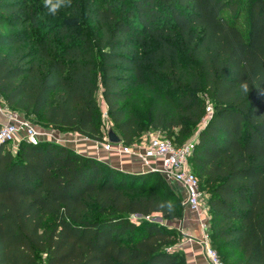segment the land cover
<instances>
[{
    "label": "trees",
    "instance_id": "obj_1",
    "mask_svg": "<svg viewBox=\"0 0 264 264\" xmlns=\"http://www.w3.org/2000/svg\"><path fill=\"white\" fill-rule=\"evenodd\" d=\"M43 4L0 0L6 107L102 142L100 95L122 145L151 131L192 141L211 248L264 264V0H104L84 9L91 33L44 26ZM181 216L160 174L52 142L0 146V264H186L167 225Z\"/></svg>",
    "mask_w": 264,
    "mask_h": 264
},
{
    "label": "built area",
    "instance_id": "obj_2",
    "mask_svg": "<svg viewBox=\"0 0 264 264\" xmlns=\"http://www.w3.org/2000/svg\"><path fill=\"white\" fill-rule=\"evenodd\" d=\"M103 118H107L106 107L102 105ZM2 109L0 106V113ZM212 113L210 104L206 108V120ZM6 121L0 125V146L13 144L16 147L21 142L37 145L42 142H50L51 134H43L28 121L24 120L17 112L5 113ZM193 149V142L190 141L182 146H176L171 140L162 136L160 132L154 135L143 137L133 146H124L121 143L111 144L105 138L95 149L93 159L103 163H109L112 154L122 158L129 157L132 161L149 168L150 172L160 174L166 182L173 181L179 184L186 192L184 206L192 213L202 231V238L198 245L202 250L206 264H224L217 253L211 248L208 237L209 215L207 208L203 205V197L200 193L198 181L195 178L189 158ZM138 216H132L137 221ZM188 242H192L187 238Z\"/></svg>",
    "mask_w": 264,
    "mask_h": 264
},
{
    "label": "crops",
    "instance_id": "obj_3",
    "mask_svg": "<svg viewBox=\"0 0 264 264\" xmlns=\"http://www.w3.org/2000/svg\"><path fill=\"white\" fill-rule=\"evenodd\" d=\"M101 99V96L99 95ZM103 105V103H102ZM1 113H0V125L4 124L6 121L5 113L13 112L9 110L4 101L0 99ZM48 134H51L53 139L52 143L59 144L64 146L77 154H80L84 157L92 158L94 155L95 149L100 144L96 141L84 140L82 142L75 141L76 138H82V136L76 133H63L56 130H48ZM107 134V133H106ZM77 136V137H76ZM147 136V135H146ZM145 137V136H144ZM84 138V137H83ZM109 163H105L113 169L119 170L121 172L129 174H144L150 172L149 168L142 166L129 157L124 156L122 158L117 157L116 154H112ZM169 188L181 198L182 202V216L180 219L173 222L167 223L171 228L176 229L179 232L180 240L173 246V250L180 251L186 260V264H206V258L198 245V241L202 238V231L197 222L195 216L190 213L184 206V200L186 198L185 189H183L179 184L170 181L167 182ZM187 238L194 240L188 242Z\"/></svg>",
    "mask_w": 264,
    "mask_h": 264
},
{
    "label": "rangeland",
    "instance_id": "obj_4",
    "mask_svg": "<svg viewBox=\"0 0 264 264\" xmlns=\"http://www.w3.org/2000/svg\"><path fill=\"white\" fill-rule=\"evenodd\" d=\"M102 1L104 0H70V6H61L57 8L54 12L49 10V7H46L45 4L42 5V11H41V17H42V24L44 26H49L53 24H60L61 22H68L73 23L78 29L81 31L85 30L87 33H91L95 30V25L92 23L89 19L85 16V7L86 4H90L91 6H100L102 4ZM98 101V107H99V113H100V122L102 129L107 133V130L110 129V123L107 118H103V112L104 109L102 107V101L97 96ZM21 116V115H20ZM22 117V116H21ZM24 120L28 121L31 125H33L35 128H37L41 133L48 134L47 128L42 126L41 123L37 122L36 120H28L22 117ZM202 124H200L198 127H201ZM156 132H149L147 135H154ZM162 136L166 137V134H162ZM77 137V136H76ZM77 143L82 142L85 139L88 141L87 138H76ZM85 140V141H86ZM6 148L8 151H10L12 154H15L17 151V148L13 144H7ZM203 205L206 207V198L203 197ZM48 222H52V220L48 219Z\"/></svg>",
    "mask_w": 264,
    "mask_h": 264
},
{
    "label": "clouds",
    "instance_id": "obj_5",
    "mask_svg": "<svg viewBox=\"0 0 264 264\" xmlns=\"http://www.w3.org/2000/svg\"><path fill=\"white\" fill-rule=\"evenodd\" d=\"M45 6L49 7L50 11L54 12L61 6H70V0H55V3H53V0H45ZM241 88L244 92H247L248 85L244 83L241 85Z\"/></svg>",
    "mask_w": 264,
    "mask_h": 264
},
{
    "label": "water",
    "instance_id": "obj_6",
    "mask_svg": "<svg viewBox=\"0 0 264 264\" xmlns=\"http://www.w3.org/2000/svg\"><path fill=\"white\" fill-rule=\"evenodd\" d=\"M107 140L111 144H119V143H121L120 138L111 129L107 130Z\"/></svg>",
    "mask_w": 264,
    "mask_h": 264
}]
</instances>
